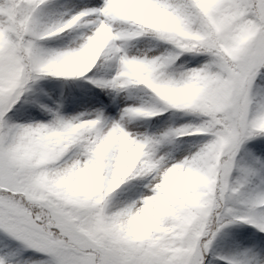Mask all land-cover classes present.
<instances>
[{
	"label": "snow or ice",
	"instance_id": "6c2138e0",
	"mask_svg": "<svg viewBox=\"0 0 264 264\" xmlns=\"http://www.w3.org/2000/svg\"><path fill=\"white\" fill-rule=\"evenodd\" d=\"M0 264H264V0H0Z\"/></svg>",
	"mask_w": 264,
	"mask_h": 264
}]
</instances>
